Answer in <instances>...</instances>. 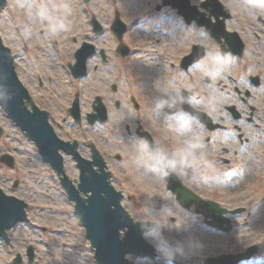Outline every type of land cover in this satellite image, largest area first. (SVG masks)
Segmentation results:
<instances>
[{
  "label": "flooded vegetation",
  "instance_id": "af4514ba",
  "mask_svg": "<svg viewBox=\"0 0 264 264\" xmlns=\"http://www.w3.org/2000/svg\"><path fill=\"white\" fill-rule=\"evenodd\" d=\"M19 1L21 19L17 27L16 68L28 93L24 100L25 106L45 112L59 139L67 143L59 147V152L68 175L71 164L80 173L74 151L80 157L92 160L95 156H101L107 166L110 182L114 185L117 172L110 168L104 152L108 141H102L101 131L102 126L113 120L114 115L118 124H121V133L114 132L113 137L117 141L128 138L131 144L136 145L135 152L138 156L142 154L141 160L148 168L147 175L156 181L157 190H166V196L182 209L185 205L181 202V194L169 187L170 183L185 187L188 197L197 195L217 201L204 195L199 186L200 181L208 183L206 175L216 169L222 175L243 172L247 153L242 149L248 141L244 130L250 124L257 126V120L262 121L264 116L261 115L264 105L258 106L251 102L254 98L251 88H260V76L242 74L243 85H234L233 92L229 94L236 102L201 101L200 94L191 87H185V76L193 83L194 77L200 75L192 74V71L199 70L208 54V47L197 40L198 33L193 31L192 40L185 43L183 28L202 29L215 40L200 25L202 19L214 21L210 11L208 16L207 13L201 15L197 8L191 7L187 8L189 13L185 14L184 8L165 4V0H162L161 5L155 4L157 11L163 6L172 8L182 19L183 28L172 32L166 29H144L140 35L151 36L143 50L159 62L165 58L163 54L173 59L166 63L168 74H132L135 55L140 52V47L131 40L137 23L123 9L115 7L114 17L104 11L94 14L85 7L78 8L81 14H68L66 8L59 7L51 0ZM57 21L64 24H58ZM218 43L221 49L222 39ZM200 44L205 48V56L196 60L193 48ZM55 51L65 59L64 64L61 62L65 74H46L51 70L49 58ZM77 56H87V74L82 76L72 74L70 68ZM90 65L94 71L104 74H90ZM175 67L181 74H173ZM110 69L114 74H109L112 73ZM254 77H259L260 84L254 85ZM205 81L211 83L212 76L206 74ZM168 87L178 88L181 93L175 94ZM102 109L106 111V121L100 119ZM114 158L121 159L122 154L116 152ZM50 168L56 174L55 168ZM95 168L99 171L97 166ZM133 170L136 173L139 171L136 163L133 164ZM146 181L151 187L147 176ZM155 199L157 210H162L164 199L158 193ZM199 206V202L194 200L188 208L199 213ZM228 216L234 222L235 217ZM171 220L174 222L175 218ZM246 249L247 246L227 253ZM194 256L201 255H191Z\"/></svg>",
  "mask_w": 264,
  "mask_h": 264
},
{
  "label": "rangeland",
  "instance_id": "374dc122",
  "mask_svg": "<svg viewBox=\"0 0 264 264\" xmlns=\"http://www.w3.org/2000/svg\"><path fill=\"white\" fill-rule=\"evenodd\" d=\"M51 1L56 2L59 7L66 8L68 14L80 13L78 8L85 7L94 14L104 11L109 16H113L115 7L123 9L130 16L129 18L137 23L131 40L140 47V52L135 55L132 74H168L165 69L166 63L172 61L173 57L163 54L166 59L162 58L159 62L157 58L143 50L144 44L150 40L151 35L146 34L144 37L140 35L144 29L147 31L166 29L172 32L183 28L182 19L172 8L163 6L160 11L155 9V4L161 5L162 0H114L115 2L89 0L88 3H84L83 0ZM202 1L204 0H190L191 4L204 10L200 8ZM220 1L232 14V17L226 20L227 28L236 29L241 34L246 42V49L241 57L224 53L220 49V44L202 29L183 28L185 43L192 40L193 31L198 33L197 40L208 47V54L201 62L199 70L192 71V74L200 75L194 77L193 83L188 76H185V87H191L200 94L201 101L236 102V99L233 100L229 94L233 92L234 85H243L242 74H258L261 78V86L258 89L251 88L254 93L251 102L263 106L264 0ZM206 13L208 16L209 13ZM175 16L178 18L177 21L174 20ZM20 19V1L6 0L0 13V33L14 57L18 48L17 27ZM57 23L64 24L60 21ZM222 41L224 42V39ZM156 48L159 50V46ZM63 61L65 59L58 56L55 51L49 58L51 70L46 74H65L61 67ZM90 70V74H104L94 71L92 65ZM172 71L173 74H181L177 67ZM206 74L212 76L211 83L205 81ZM168 88L175 94L181 93L178 88ZM112 119L102 126L101 131L102 141H108L106 143L108 151L104 152L110 168L116 169L117 172L114 185L119 184L118 189H121L124 195L122 201L139 221H156L157 228L146 234L156 248L158 262L174 264L167 260L170 253L167 241L173 240L185 249L186 255L197 254L202 257L218 256L220 253L236 252L244 249L245 246L256 245L257 252L240 264H264V116L262 121L257 120V126L250 124L244 130L248 141L242 149L247 153L243 172L237 175H222L219 169H216L206 175L208 183L204 181L199 183L205 196L219 200L228 208H245V211L234 215L233 228L227 233L207 225L204 216L196 213L194 209L185 210L179 207L172 198L166 196V190H157L156 181L147 175L148 168L141 160L142 154L138 156L135 152L136 145L131 144L128 138L117 141L113 137L114 132L121 133V124H118L115 115ZM0 125L5 129L4 135L0 138V157L10 153L15 158L14 167H9L0 161V186L4 190L22 195L28 214L26 222L19 223L7 231L8 241L0 238V264H12L17 253L22 256L21 264H97L90 240L81 221L74 213L73 203L68 199L49 165L38 154L34 142L20 131L4 114L1 107ZM116 152L122 154L121 159L114 158ZM134 163L139 166L137 173L133 170ZM78 172L74 164L68 167L70 177H77ZM146 176L150 180L151 187L147 184ZM15 180H19L17 188L13 187ZM156 193L162 200L164 199L163 209L159 211L157 199L154 200ZM172 217L175 218L174 222L171 220ZM29 245L35 248L34 260H30L27 255ZM129 258L134 264H153L149 259H133L130 255Z\"/></svg>",
  "mask_w": 264,
  "mask_h": 264
},
{
  "label": "water",
  "instance_id": "95a60500",
  "mask_svg": "<svg viewBox=\"0 0 264 264\" xmlns=\"http://www.w3.org/2000/svg\"><path fill=\"white\" fill-rule=\"evenodd\" d=\"M169 1L180 8H184L183 13H189L187 10V8H191L189 7V0H168L167 3ZM5 4L6 0H0V13ZM202 6L215 15L217 21L211 23L209 19H202L200 24L205 25L217 39L221 36L226 38L228 47L224 45L223 49L239 56L242 55L244 43L239 34L226 30L225 20L231 15L229 8L220 0H205ZM202 49L203 47H200L198 58L205 54ZM70 68L75 75L86 74L87 56H77L76 64L71 65ZM254 83L257 85L260 83L259 77H254ZM27 96V90L18 77L11 50L5 45L0 34V107L21 131L35 141L45 161L55 167L57 173L62 174V184L68 192L69 199L75 201V213L80 217L86 229L92 247L95 249L97 261L100 264H133L131 259L126 257L127 254H131L134 258L152 257L154 250L150 244L151 241L145 234L148 243L143 235L145 231L153 229L155 225L149 222L135 221L138 218L123 201V205L121 204L123 194L115 189V187L118 189L119 184L113 187L110 183L109 172L106 170L105 162L102 161L101 156H95L93 160H90L80 157L74 151L80 168V175L79 179L74 180L78 185L72 183L65 174L63 156L59 153V147L61 145L66 146L67 143L57 137L45 112L37 108L30 110L25 106L24 100ZM100 113V119L105 121L107 119L105 109L100 110ZM3 134L4 128L0 125V138ZM0 161L9 167L15 165V159L9 153L3 154ZM95 166L99 168V171L96 170ZM18 184L19 180H15L13 186L17 187ZM169 187H173L181 194V202L185 206H189V203L194 200H199L201 202L199 212L205 217H210L207 223L225 231L232 228L231 220L225 214H237L245 209L230 210L220 206L216 201L204 200L196 195L188 197L185 194L187 192L185 187H176L171 183ZM25 206L26 203L21 194L4 191L0 186V237L7 239V231L11 227L27 221ZM170 248L169 259L176 264H237L243 259H249L257 252V246L253 245L244 253L223 254L219 257L210 258L193 257L188 260L183 255L184 249L180 245L170 242ZM27 252L29 257L33 259L35 255L33 246H29ZM20 262L21 255L18 254L13 260V264Z\"/></svg>",
  "mask_w": 264,
  "mask_h": 264
}]
</instances>
